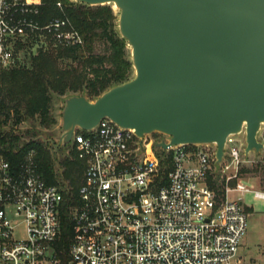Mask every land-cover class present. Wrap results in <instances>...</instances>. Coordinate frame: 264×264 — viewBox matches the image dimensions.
<instances>
[{
  "label": "built area",
  "instance_id": "1",
  "mask_svg": "<svg viewBox=\"0 0 264 264\" xmlns=\"http://www.w3.org/2000/svg\"><path fill=\"white\" fill-rule=\"evenodd\" d=\"M40 4L41 0H0L2 65L13 62L18 41L31 36H48L61 47L82 43L67 18L41 24ZM152 135L139 139L134 129L106 117L89 130L74 128L71 150L84 169L76 202L69 207L71 235L64 247L56 246L59 187L44 180L32 149L17 167L0 155V264L238 262L246 213L242 199L230 200L227 193L247 188L240 180L228 184L237 178L243 161L235 134L225 138L218 164L213 143H176L158 148L164 151L158 155L154 143L168 142V137L162 134L153 141ZM213 170L224 178L222 195L206 182ZM254 194L264 197L261 190Z\"/></svg>",
  "mask_w": 264,
  "mask_h": 264
},
{
  "label": "water",
  "instance_id": "2",
  "mask_svg": "<svg viewBox=\"0 0 264 264\" xmlns=\"http://www.w3.org/2000/svg\"><path fill=\"white\" fill-rule=\"evenodd\" d=\"M74 1L117 8L133 75L93 99L63 97L58 133L34 137L55 158L75 127L89 130L104 117L139 139L166 135L154 150L213 143L216 164L227 135L243 132L244 153L264 148V0Z\"/></svg>",
  "mask_w": 264,
  "mask_h": 264
},
{
  "label": "trees",
  "instance_id": "3",
  "mask_svg": "<svg viewBox=\"0 0 264 264\" xmlns=\"http://www.w3.org/2000/svg\"><path fill=\"white\" fill-rule=\"evenodd\" d=\"M117 16L111 4L41 0L39 22L67 18L81 34L82 43L61 47L48 36L42 40L31 36L18 41L13 62L0 63V155L17 167L24 154L32 149L44 180L59 187L58 247L66 246L71 235L69 207L76 202L84 165L71 149L55 162L51 146L34 137L40 129L57 125L56 101L69 94H84L93 99L132 77L130 49L118 31ZM169 167L162 170L163 182ZM252 169L259 171V187L264 191V162H257ZM246 171L249 169L240 166L238 174ZM235 180L230 179L229 185H234ZM206 182L217 194H223L224 178H220L217 170L208 173Z\"/></svg>",
  "mask_w": 264,
  "mask_h": 264
},
{
  "label": "rangeland",
  "instance_id": "4",
  "mask_svg": "<svg viewBox=\"0 0 264 264\" xmlns=\"http://www.w3.org/2000/svg\"><path fill=\"white\" fill-rule=\"evenodd\" d=\"M111 8L115 13L118 12L117 8L113 4H111ZM61 104V100L56 101L55 103V112L57 114L58 120L57 125L53 126L50 129H40L37 135L43 136V138L48 139L58 133L59 125L61 122ZM257 135L258 139L264 142V124L261 125ZM152 136L153 141H156L157 139L163 137L162 134ZM234 137L236 138L235 145L238 146L239 154L243 159L239 167L243 166L245 168H248L249 171L238 174L235 180V182L240 180L243 186L247 189L243 191L230 190L227 193V197L230 200H235L237 198L242 199V207L244 208L246 213V228L239 242L238 250L236 253L238 262L233 260L231 264H264V197H259L254 194L255 190H260L259 185L261 181V175L259 171H254L252 169L257 162H264V148L260 149L259 151L250 150L248 153H244L245 145L243 134H235ZM71 148V142H69L65 146H59L57 148L59 157L55 158V160L58 162V160L62 158V156L67 154V151ZM227 149L228 146L226 150ZM157 153L158 155H163L164 151L158 149Z\"/></svg>",
  "mask_w": 264,
  "mask_h": 264
}]
</instances>
